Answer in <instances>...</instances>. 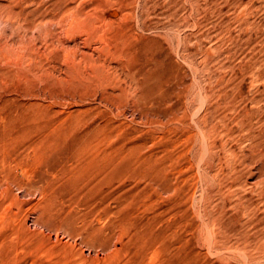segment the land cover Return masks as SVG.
I'll return each instance as SVG.
<instances>
[{
  "label": "rangeland",
  "instance_id": "rangeland-1",
  "mask_svg": "<svg viewBox=\"0 0 264 264\" xmlns=\"http://www.w3.org/2000/svg\"><path fill=\"white\" fill-rule=\"evenodd\" d=\"M0 264H264V0H0Z\"/></svg>",
  "mask_w": 264,
  "mask_h": 264
},
{
  "label": "bare ground",
  "instance_id": "bare-ground-1",
  "mask_svg": "<svg viewBox=\"0 0 264 264\" xmlns=\"http://www.w3.org/2000/svg\"><path fill=\"white\" fill-rule=\"evenodd\" d=\"M202 129V128H201ZM199 133V132H198ZM242 138V137H241ZM205 139V138H204ZM248 140V139H247ZM206 141V140H205ZM206 152V151H205ZM213 158V157H212ZM243 161V160H242ZM215 164V163H214ZM212 167V166H211ZM233 176V175H232ZM208 184V183H207ZM208 186V185H207ZM215 189V188H214ZM220 205V204H219ZM205 216V215H204ZM208 216V215H207ZM206 218V217H205ZM210 225V224H209Z\"/></svg>",
  "mask_w": 264,
  "mask_h": 264
}]
</instances>
